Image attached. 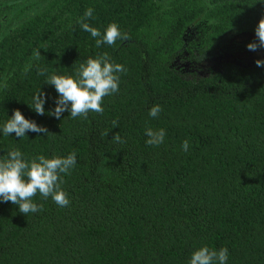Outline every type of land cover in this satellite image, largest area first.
Instances as JSON below:
<instances>
[{
	"label": "trees",
	"instance_id": "obj_1",
	"mask_svg": "<svg viewBox=\"0 0 264 264\" xmlns=\"http://www.w3.org/2000/svg\"><path fill=\"white\" fill-rule=\"evenodd\" d=\"M0 264H264V0H0Z\"/></svg>",
	"mask_w": 264,
	"mask_h": 264
}]
</instances>
